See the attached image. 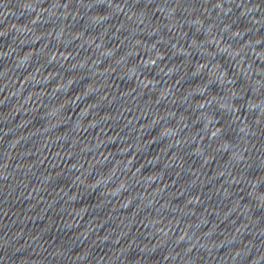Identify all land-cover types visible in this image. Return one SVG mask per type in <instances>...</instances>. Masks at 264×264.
<instances>
[{"label":"water","instance_id":"1","mask_svg":"<svg viewBox=\"0 0 264 264\" xmlns=\"http://www.w3.org/2000/svg\"><path fill=\"white\" fill-rule=\"evenodd\" d=\"M0 264H264V0H0Z\"/></svg>","mask_w":264,"mask_h":264}]
</instances>
